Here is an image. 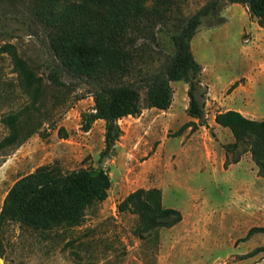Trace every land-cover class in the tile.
I'll list each match as a JSON object with an SVG mask.
<instances>
[{"label": "rangeland", "instance_id": "rangeland-1", "mask_svg": "<svg viewBox=\"0 0 264 264\" xmlns=\"http://www.w3.org/2000/svg\"><path fill=\"white\" fill-rule=\"evenodd\" d=\"M208 1L180 2L176 20L152 29L156 41L133 35L138 68L126 81L137 82L157 72L174 52L173 24L190 18ZM33 6L34 0H0V47L14 44L44 79L36 109L22 93L10 59L0 55V140L8 134L1 118L10 112L30 107L31 118L40 125L39 134L10 156H0V209L14 183L38 167L55 162L64 172L97 167L104 148L103 121L88 133L81 129V115L95 105L89 87L65 75V86H54L49 80L59 62L50 47V31ZM255 19L246 7L225 4L203 20L191 45L203 68L201 93H209L210 87L214 97L225 100L220 105L227 109L226 103H241L246 97L244 92L235 96L230 87L251 79L254 102L264 115V31L255 27ZM172 88L173 105L168 111L144 109L140 117L119 122L124 135L103 164L112 180L108 199L90 208L84 222L71 229L41 233L6 224L0 264H264V252L241 258L264 247V234L241 241L251 228L264 227V178L250 153L243 155L238 167L224 169V146L234 141L229 129L219 128L216 133L188 129L178 135L191 121L186 113L188 86L174 82ZM141 97L145 107L146 90H141ZM207 99L209 122L223 109L212 103L211 96ZM61 127L66 139L58 133ZM140 188L161 189L164 206L179 210L183 221L160 230L158 237L140 240L134 234L138 217L117 209Z\"/></svg>", "mask_w": 264, "mask_h": 264}, {"label": "trees", "instance_id": "trees-1", "mask_svg": "<svg viewBox=\"0 0 264 264\" xmlns=\"http://www.w3.org/2000/svg\"><path fill=\"white\" fill-rule=\"evenodd\" d=\"M185 0H34L33 12L50 31V47L59 65L49 80L54 86H65V75L78 84L89 87L94 109L81 115V129L88 133L97 121L104 122V148L98 166L64 172L58 162L38 167L21 177L8 191L0 212V260L4 251L1 233L6 224L14 223L34 232H49L57 228L80 226L87 211L103 204L109 197L112 180L104 168L124 135L119 122L138 118L144 109L168 111L174 98L172 83L184 82L189 99L186 113L208 126L206 99L202 89V65L192 52V40L203 20L225 4H239L248 9L258 25L264 27V0H209L194 15L173 24L171 41L174 52L160 69L137 82L126 81L137 70L138 56L134 52L133 35L156 41L152 29L176 20L179 3ZM66 2V5H62ZM0 55L8 56L17 74L20 88L31 106L42 101L44 79L36 74L28 61L11 43L0 47ZM234 83L229 91L239 85ZM141 90H146L143 107ZM30 107L5 114L1 123L8 134L0 140V156L7 157L30 137L39 134L40 125L31 118ZM215 122L229 129L234 142L224 146V169L241 162L250 153L264 178V121L250 120L240 112L227 111L216 115ZM195 122L186 123L178 135L188 129L197 130ZM68 137L64 127L58 131ZM120 213H131L139 219L134 234L140 239L159 231L172 229L183 221V214L163 204V192L158 188H140L128 194L117 206ZM255 234H264V227H253L248 241ZM264 252V247L242 256L249 259Z\"/></svg>", "mask_w": 264, "mask_h": 264}, {"label": "crops", "instance_id": "crops-1", "mask_svg": "<svg viewBox=\"0 0 264 264\" xmlns=\"http://www.w3.org/2000/svg\"><path fill=\"white\" fill-rule=\"evenodd\" d=\"M254 23V25H255V27L257 26L260 30H263L264 31V27H260L259 25H258V22H257V20L255 19L254 21H253ZM256 29V28H255ZM256 31H257V29H256ZM252 85H253V81L251 80V79H248V81L244 84V83H240L238 86H237V88L236 89H234L233 91H234V95L236 96V94L237 93H239V92H244L245 94H246V97L242 100V102L240 103H235V100L234 101H232V102H228V103H226V107H227V109H224V107H222L220 104H222V102H225V100H221V99H219L218 98V96L217 97H214L213 96V94H212V91H211V89H210V87H209V93H208V96H211V101H212V103L213 104H215V105H217V103L219 104V105H217V107L218 108H222L223 110H221V111H219V112H217L213 117H212V119H211V121H207V127L206 126H201V125H199V122H198V120H195V119H192V118H190V120L192 121V122H195L196 124H197V126H198V128L197 129H199L198 131L200 132V130H202V129H204V130H206V131H211V130H213L215 133H216V131H219L220 129H222V127L221 126H219L216 122H215V117H216V115L217 114H219V113H222V112H227V111H230V110H232V111H237V112H240L244 117H246V118H248V119H250V120H257V121H264V115L260 112V111H258V109H257V106H256V104H255V102H254V99H253V95L255 94V91H254V88L252 87ZM231 88V87H230ZM174 99V98H173ZM217 100V101H216ZM207 101H208V99H207ZM210 101V102H211ZM173 105V104H172ZM172 107V106H171ZM157 110V109H156ZM159 111V110H158ZM163 112V111H162ZM166 112V111H165ZM126 119V118H125ZM191 121H189V122H191ZM220 128V129H219ZM231 138H233V136L231 137ZM196 140H198V139H196ZM233 140H234V138H233ZM231 141H232V139H231ZM234 142V141H233ZM233 142H231V143H233ZM200 143H201V141H200ZM201 147H202V143H201ZM202 149H203V147H202ZM203 151H204V149L202 150V157H203ZM204 158V157H203ZM224 160H225V157H224ZM208 162V161H207ZM209 163V162H208ZM224 163V162H223ZM241 163V162H240ZM240 163H238V164H235V165H232V166H230V167H233V168H236V167H238L239 165H240ZM229 167V168H230ZM228 170V169H227ZM2 208V207H1ZM0 212H1V209H0Z\"/></svg>", "mask_w": 264, "mask_h": 264}]
</instances>
